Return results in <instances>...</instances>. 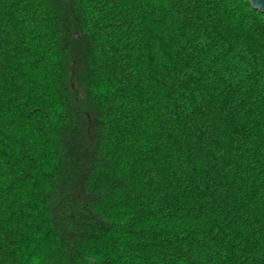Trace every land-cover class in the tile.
<instances>
[{
    "label": "trees",
    "instance_id": "1",
    "mask_svg": "<svg viewBox=\"0 0 264 264\" xmlns=\"http://www.w3.org/2000/svg\"><path fill=\"white\" fill-rule=\"evenodd\" d=\"M0 264H264V14L0 0Z\"/></svg>",
    "mask_w": 264,
    "mask_h": 264
},
{
    "label": "water",
    "instance_id": "2",
    "mask_svg": "<svg viewBox=\"0 0 264 264\" xmlns=\"http://www.w3.org/2000/svg\"><path fill=\"white\" fill-rule=\"evenodd\" d=\"M258 11L264 14V0H247Z\"/></svg>",
    "mask_w": 264,
    "mask_h": 264
}]
</instances>
